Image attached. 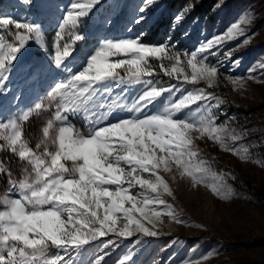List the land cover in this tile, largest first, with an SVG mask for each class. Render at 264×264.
<instances>
[{
	"label": "snow or ice",
	"instance_id": "snow-or-ice-1",
	"mask_svg": "<svg viewBox=\"0 0 264 264\" xmlns=\"http://www.w3.org/2000/svg\"><path fill=\"white\" fill-rule=\"evenodd\" d=\"M22 2L46 12L54 0ZM59 3L60 0H55L56 11ZM156 3L157 0H143L138 14L125 26L124 34L117 38L103 37V42H98L79 66L63 59L70 55L67 43L61 50L63 33L76 28L79 17L91 19L89 12L93 5L98 6L96 12L108 9L102 23L111 25V11L119 6V0H88L87 3L69 0L64 12L56 18L55 55H43L23 63V56L18 58L17 54L31 39L42 44L41 27L28 20L0 16V30L14 26L17 31L11 35L19 42L17 46L0 40V96L6 95V82L13 72H18L21 80L18 92L12 96L15 108L8 118L4 115L6 106L0 102V151L10 152L23 162L21 177L13 178L11 167L0 159V176H6L8 184L0 207V264H84L82 257L87 255L88 247L110 233L125 239L137 232L155 237L162 215L183 223L158 194L162 189L163 193L172 195L159 172L171 171V165L175 164L183 170L182 174L191 176L193 183L198 184L201 178L197 173L209 171L206 161L201 160L195 166L191 163L192 158L198 157L193 131L200 133V138L207 136L222 149L239 154L238 148H230L223 141L225 133L232 141L240 136L229 132L224 124L215 123L213 109L220 107L219 102L191 109L197 101L212 98L204 89H197L177 100L175 93L182 89L178 85L163 86L155 80V69L150 63V58L160 61L159 68L164 74L182 77L180 83L206 80L213 87L218 67L208 63V57L202 54L209 53L225 37L217 36L183 53L172 43L146 44L143 31L131 33L133 25L146 22L147 17L139 13H145L148 6ZM193 7L194 4L186 5L176 20H182ZM218 7H223L219 0ZM255 19L252 10L241 13L239 22L231 25L227 38L244 37L241 43L249 44L255 33L248 35L242 25L250 26ZM74 38L83 39L79 34ZM110 57L119 58L110 60ZM182 57L191 69L190 76L184 74ZM234 63L238 64L239 60ZM53 71L59 72L60 78L44 88ZM249 79H254L252 72ZM133 88L136 90L129 100L128 93ZM115 89L121 91L114 95ZM165 93L167 97L158 104ZM25 94L33 95L34 100L31 106L21 110L20 102ZM45 96L50 101L47 110L55 106L53 117L42 128V139L33 148L24 138L20 122L28 121L33 109L46 110ZM12 102L8 108L13 106ZM16 112V118H11ZM78 115L86 119L87 132L71 124L70 117ZM244 151L247 154L246 148ZM64 161H71V165ZM136 186L144 191L133 193L131 190ZM221 188L213 186L212 191L220 196ZM121 221L123 227H118ZM149 224L151 228L146 226ZM140 243L141 240H136L137 245ZM109 246H118L117 240H102L101 252ZM104 255L88 264H104ZM134 255V249L128 250L118 264H132Z\"/></svg>",
	"mask_w": 264,
	"mask_h": 264
},
{
	"label": "rangeland",
	"instance_id": "rangeland-1",
	"mask_svg": "<svg viewBox=\"0 0 264 264\" xmlns=\"http://www.w3.org/2000/svg\"><path fill=\"white\" fill-rule=\"evenodd\" d=\"M168 1L157 0L156 4L148 6L145 13H139L147 17L146 22L133 25L131 34L135 35L143 31L144 43L153 45L172 43L182 53L195 50L200 44L217 36L225 37L220 44L209 50V53L215 55L202 54L208 57V63L218 67V74L213 81L214 86L209 87L206 80L197 83H180L179 81L182 80L180 77L177 81L178 87L182 90L175 93V98L178 100L181 95L190 91L204 89L212 99L197 101L190 108H203L205 104L218 101L220 107L213 109L217 117L216 125L224 124L229 132L240 136V139L232 141L225 133L223 142L230 148H238L240 151L239 154H233L232 151L222 149L219 143L213 142L207 136L200 138V133L193 131L191 133L193 146L198 151V157L192 158L191 163L195 166L203 160L207 162L205 166L209 168L207 173H197L201 183L194 184L192 177L186 173L182 174L183 170L175 164L171 165V171L159 172L171 189L172 195L163 193L162 189L158 194L168 205H171L172 210L183 220V223L174 222L164 214L156 225L155 230L158 235L155 237H146L143 233L137 232L125 239L110 233L107 237L93 242L88 247L87 255L82 259L84 264H88L90 260L106 253L104 264H118L119 259L128 250L134 249L132 264H264V197L257 198L255 193L260 189L264 194V67H261L264 64V0H219L223 7H218L217 0L210 16L190 17V11L180 21H177L176 17L185 6L177 4L175 15L167 29L149 37L148 34L165 11ZM36 2L37 0H33V3ZM84 2L87 3L88 0ZM142 3L143 0H119V6L111 11L113 17L111 25L102 23L103 15L108 9L96 12L98 6L93 5L89 12L91 19L79 17L80 23L76 28L63 33L61 50L67 43L70 53L68 57L63 58L64 61L79 66L97 43L103 42V37H120L124 34L125 26L138 14L137 9ZM67 4L69 0H60L59 11H56L54 0L49 10L44 12L32 5L24 4L22 0H0V16L9 15L19 21L28 20L41 27L44 46L33 39L37 49L34 59H40L43 55H55V32L58 30L56 18L61 16ZM246 10H252L256 19L250 26L242 25V27L248 35L255 33V36L249 44L243 45L241 41L244 37L229 39L227 33L233 23L239 22L240 14ZM0 31V40L18 46L19 42L11 35L17 31L14 26ZM83 32H86L85 42L76 45L75 35ZM31 41L32 39L28 41L26 47L29 49L26 50H32ZM73 56L76 57L75 60L72 59ZM32 57L33 54L28 56L27 60ZM118 58L110 57V60ZM181 59L185 67L184 74L190 76L191 69L186 67L183 57ZM236 60H239L238 64L234 63ZM152 61L158 60L150 58V63ZM165 63L169 64L168 61ZM250 72L254 79H249ZM50 78L45 82L44 88L48 83L60 78V73L53 71L50 73ZM153 78L165 86V83L156 77V71ZM6 84L8 91L5 96H0V102L6 106L4 115L8 118L15 108L12 96L18 92L21 84L19 73L13 72ZM135 90L133 88L129 91V100ZM120 91L115 89L113 94ZM167 95L165 93L157 103H162ZM33 100V95L25 94L21 99L20 109L31 106ZM9 102H12L11 108L7 107ZM43 103L46 110L37 112L33 109L29 120L20 122L24 138L29 140L33 148L42 139V128L53 117L55 106L47 110L50 103L47 96L44 97ZM16 115L18 112L11 118H16ZM120 115L126 114L120 113ZM70 122L77 130L88 131L83 115L70 117ZM245 148L248 150L247 154ZM64 163L71 165V161ZM22 170L23 162L22 166L13 173V178H20ZM144 175L147 177V173ZM213 186H222L220 196L212 191ZM7 188L6 178L4 187L0 188V207L3 206ZM228 189L231 191L229 192ZM131 191L135 193L144 190L136 186ZM156 207L162 212L166 211L162 206ZM146 226L152 227L150 224ZM118 227H123L122 221L118 222ZM112 239L117 240L118 246H109L101 252L102 240ZM138 239L142 241L139 245L136 244ZM205 256L208 258L204 259Z\"/></svg>",
	"mask_w": 264,
	"mask_h": 264
},
{
	"label": "trees",
	"instance_id": "trees-1",
	"mask_svg": "<svg viewBox=\"0 0 264 264\" xmlns=\"http://www.w3.org/2000/svg\"><path fill=\"white\" fill-rule=\"evenodd\" d=\"M177 4H179L180 6L194 4V7L192 8L190 13V17L196 15L210 16L213 7L217 4V0H169L167 2L165 11L162 13L159 20L156 22L154 28L148 34L149 37H152L153 35L157 34L160 30L167 29V26L172 21L175 15V7L177 6ZM80 35L83 37V39L81 41H75L76 45H82L85 42L86 32H83ZM30 45L32 46L33 51L32 59H34V55L37 53V49L35 48V42L33 39ZM26 49L29 48L25 47V49L21 50V53L17 54L18 58L20 56H23V60H27V57H24V52L29 50ZM159 63L160 61L151 62L156 71V77L161 79L165 83V86L178 85L179 82L177 81V77L175 75L171 77L165 75L164 72L159 68ZM29 127H31V125H29ZM0 159H3L8 164V166L11 167L13 173L16 172L22 166V162L19 159L15 158L12 153L7 151H0ZM6 178V176H0V188L4 187L6 183ZM255 193L257 194V198L264 197V194L260 191V189L256 190Z\"/></svg>",
	"mask_w": 264,
	"mask_h": 264
},
{
	"label": "water",
	"instance_id": "water-1",
	"mask_svg": "<svg viewBox=\"0 0 264 264\" xmlns=\"http://www.w3.org/2000/svg\"><path fill=\"white\" fill-rule=\"evenodd\" d=\"M32 54H33L32 50L26 51L24 52V57L32 56Z\"/></svg>",
	"mask_w": 264,
	"mask_h": 264
},
{
	"label": "built area",
	"instance_id": "built-area-1",
	"mask_svg": "<svg viewBox=\"0 0 264 264\" xmlns=\"http://www.w3.org/2000/svg\"><path fill=\"white\" fill-rule=\"evenodd\" d=\"M0 33H1V31H0Z\"/></svg>",
	"mask_w": 264,
	"mask_h": 264
},
{
	"label": "bare ground",
	"instance_id": "bare-ground-1",
	"mask_svg": "<svg viewBox=\"0 0 264 264\" xmlns=\"http://www.w3.org/2000/svg\"><path fill=\"white\" fill-rule=\"evenodd\" d=\"M51 79V78H50Z\"/></svg>",
	"mask_w": 264,
	"mask_h": 264
}]
</instances>
